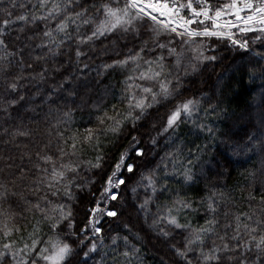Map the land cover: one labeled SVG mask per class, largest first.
Returning a JSON list of instances; mask_svg holds the SVG:
<instances>
[{
    "label": "snow or ice",
    "instance_id": "obj_1",
    "mask_svg": "<svg viewBox=\"0 0 264 264\" xmlns=\"http://www.w3.org/2000/svg\"><path fill=\"white\" fill-rule=\"evenodd\" d=\"M149 252L264 264V0H0V264Z\"/></svg>",
    "mask_w": 264,
    "mask_h": 264
},
{
    "label": "trees",
    "instance_id": "obj_2",
    "mask_svg": "<svg viewBox=\"0 0 264 264\" xmlns=\"http://www.w3.org/2000/svg\"><path fill=\"white\" fill-rule=\"evenodd\" d=\"M252 48L259 51V48L257 45H251ZM217 51L216 53H208V54H218L221 57H226L227 59L224 61V65L215 67V73L219 74L224 70L225 67H227L228 64L232 63L233 60L236 61V64L233 67H238L243 61L240 60V53L236 51H229L227 47H225L222 43L216 45ZM251 55V54H249ZM211 71V69H210ZM232 69H229V74H231ZM241 73L237 71L236 73V79H240ZM213 79H215V76H213ZM260 88V82L257 81L256 84L252 85L251 88H248L246 86H242L239 89V94L234 97L232 100V110L236 113V116H239L241 113L247 110L248 103L250 101L249 91H253L258 94ZM235 119V117H233ZM223 127V125H221ZM186 131V130H185ZM249 168L251 167V164L247 165ZM244 168L239 167V172H243ZM127 197V194H126ZM114 227V225H111ZM105 229H109L110 224L108 222H105L104 225ZM147 264H155V261L152 259V253L149 252L147 257Z\"/></svg>",
    "mask_w": 264,
    "mask_h": 264
}]
</instances>
